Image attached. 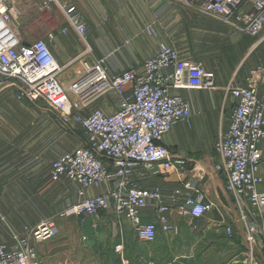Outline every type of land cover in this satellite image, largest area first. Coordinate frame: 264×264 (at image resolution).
<instances>
[{
	"label": "crops",
	"instance_id": "crops-1",
	"mask_svg": "<svg viewBox=\"0 0 264 264\" xmlns=\"http://www.w3.org/2000/svg\"><path fill=\"white\" fill-rule=\"evenodd\" d=\"M46 1L14 0L12 27L22 44L46 43L63 68L58 79L72 100L73 82L91 81L100 73L110 80L128 70L141 73L144 63L161 46L172 47L181 60L214 72L215 87L211 90L172 91L189 103L190 119L174 123L160 143L170 156L184 162L182 174L155 164L137 167L130 179L142 189L159 187L165 195L179 188L183 180L191 182L203 192L212 210L187 223L199 229L229 226L234 236L242 228L248 205L237 202L226 191L224 173L215 170L221 158L214 151V143L229 125L234 105L230 89L244 87L254 79L259 95L264 96V25L257 36H249L240 28L170 0H57V4L45 6ZM69 8H74L86 28L84 39L68 22ZM5 81L0 75V245L12 247L14 234L28 235L39 222L52 219L54 237L34 244L40 264H120L128 221L117 218L112 208L83 221L56 218L82 198L77 184L65 178L57 182L51 179V164L86 147L89 137L74 119L61 121L45 103L19 99V81ZM121 99L114 94L93 96L81 103L79 114L86 116L98 110L111 116ZM260 150L259 175L264 180V141ZM108 188H88L84 198L102 195ZM260 189H264V182ZM155 220L150 208L141 213L143 224ZM246 220L251 222L249 217ZM170 222L180 224L184 220L172 211ZM257 224L253 256L258 264H264V216ZM117 246L120 251L115 250ZM210 252L214 253L213 249H191L181 257L189 262L196 257L200 262ZM238 252L240 249L233 247L231 257L238 258ZM65 253L69 256L66 260L62 259ZM235 261L233 258L227 264ZM216 264H221L220 260Z\"/></svg>",
	"mask_w": 264,
	"mask_h": 264
},
{
	"label": "built area",
	"instance_id": "built-area-1",
	"mask_svg": "<svg viewBox=\"0 0 264 264\" xmlns=\"http://www.w3.org/2000/svg\"><path fill=\"white\" fill-rule=\"evenodd\" d=\"M14 0H0V75L5 84L19 81L18 98L29 102H43L63 122L74 119L89 137V143L52 162L50 177L54 182L63 178L77 184L82 200L57 214V219L97 217L112 208L117 218L126 219L139 243H152L158 233L172 234L176 230L170 222L172 211L179 218L199 219L212 210L203 192L191 182L165 195L159 187L142 189L131 181L139 166L160 164L166 171L181 173L184 162L174 159L160 142L172 125L189 122L190 105L172 95L173 90H211L215 74L202 65L181 60L178 52L161 46L156 55L147 60L141 73L128 70L108 79L104 73L91 81H75L71 85L72 100L59 82L63 68L57 64L44 41L22 44L13 29ZM184 4L198 13L240 28L249 36H257L264 25V0H170ZM45 6L57 4L47 0ZM68 22L84 39L86 28L69 8ZM148 30V29H147ZM129 91L128 96L124 94ZM234 100L229 125L214 143V151L221 158L215 170L224 173L226 191L239 203L246 202L249 210L242 216L249 258L254 261L257 219L264 216V189L260 185L261 150L264 141V96L259 95L257 82L250 79L246 86L229 90ZM104 94L121 96L117 111L107 116L93 111L79 114L81 103ZM182 174V173H181ZM108 186V190L91 198H84L88 188ZM111 186V187H110ZM150 208L155 222L143 224L141 213ZM249 217L251 222H247ZM55 221L39 222L28 235H13V246L0 245V264H40L34 244L52 239ZM228 238L233 230L225 227ZM120 251L121 247H115Z\"/></svg>",
	"mask_w": 264,
	"mask_h": 264
},
{
	"label": "rangeland",
	"instance_id": "rangeland-1",
	"mask_svg": "<svg viewBox=\"0 0 264 264\" xmlns=\"http://www.w3.org/2000/svg\"><path fill=\"white\" fill-rule=\"evenodd\" d=\"M249 210L251 211L248 206L247 211ZM247 213H245V216ZM181 220H184V223L174 224L176 227L174 233L165 235L159 232L157 239L152 243H139L135 237L134 230L128 222L126 224L127 236L123 242L122 261L120 259V264H216L218 260H220L221 264H227L233 258L236 261L231 264H258L256 258L252 262L249 256L247 257L249 252L245 239V224L243 222L242 228L236 231L233 238H228L224 225L218 226L217 229H199L194 228L193 225L190 226L191 223L188 218H181ZM230 242L234 244H230ZM233 247L235 250L240 249V252L244 254L238 252V258L236 256L231 257L230 250H233ZM191 249L200 251L213 249L214 253H206L208 255L202 257L203 259L200 262L197 261L196 257L192 259L194 262H189L186 257L183 259L181 256L188 255V251ZM66 257L69 258L68 253H65L62 259H68Z\"/></svg>",
	"mask_w": 264,
	"mask_h": 264
}]
</instances>
